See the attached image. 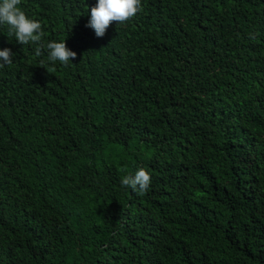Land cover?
I'll use <instances>...</instances> for the list:
<instances>
[{
  "label": "trees",
  "instance_id": "obj_1",
  "mask_svg": "<svg viewBox=\"0 0 264 264\" xmlns=\"http://www.w3.org/2000/svg\"><path fill=\"white\" fill-rule=\"evenodd\" d=\"M96 2L21 0L41 56L0 26V264H264V0H141L102 38Z\"/></svg>",
  "mask_w": 264,
  "mask_h": 264
},
{
  "label": "clouds",
  "instance_id": "obj_2",
  "mask_svg": "<svg viewBox=\"0 0 264 264\" xmlns=\"http://www.w3.org/2000/svg\"><path fill=\"white\" fill-rule=\"evenodd\" d=\"M20 4L21 0H0V26H7L8 35L14 36L21 45H39L35 48V55L41 56L45 47L41 43L44 36L42 25L39 21L30 19L19 7ZM141 10V0H97L90 9V17L85 26L92 29L97 38H102L113 23L123 25ZM46 49L48 61H59L65 66L77 56L76 52L67 47L66 39L61 42L50 41ZM13 55L10 48L0 49V68L11 65ZM150 183L151 175L144 168H139L134 175H126L121 180L123 187L130 188L139 195L147 192Z\"/></svg>",
  "mask_w": 264,
  "mask_h": 264
}]
</instances>
